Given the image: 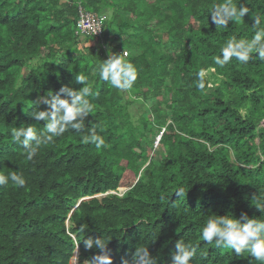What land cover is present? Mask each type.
I'll return each mask as SVG.
<instances>
[{"label":"trees","instance_id":"1","mask_svg":"<svg viewBox=\"0 0 264 264\" xmlns=\"http://www.w3.org/2000/svg\"><path fill=\"white\" fill-rule=\"evenodd\" d=\"M218 2L0 0V174L26 178L0 186V264H70L76 246L79 264H93L99 250H86L88 237L109 240L112 264L139 245L170 264L177 239L197 246L191 264H249L200 232L211 215L264 218L254 206L264 197V60L214 61L229 39L251 40L255 17L264 28V0H245L250 12L227 27L211 22ZM79 7L103 16L98 38L76 34ZM111 54L134 66L130 89L99 78ZM63 85L89 87L93 112L29 161L11 129L42 131L28 106ZM92 130L100 148L85 142Z\"/></svg>","mask_w":264,"mask_h":264},{"label":"clouds","instance_id":"2","mask_svg":"<svg viewBox=\"0 0 264 264\" xmlns=\"http://www.w3.org/2000/svg\"><path fill=\"white\" fill-rule=\"evenodd\" d=\"M249 12L250 10L245 0H222V2L213 5L210 10V18L214 25L227 27L229 23L241 22ZM100 16L102 17L103 26V16ZM261 22L259 16L253 19L257 29L251 40H238L233 37L226 41L220 49V55L214 57L215 63L223 67L233 58L241 63H247L253 54L264 60V28L259 27ZM98 71L99 78L110 83L117 90L130 89L136 79L134 66L123 61L116 54H111L106 60H103L98 67ZM197 76L200 81L197 86L203 89V71H200ZM75 82L82 85L87 83L81 75H76ZM89 95H91L90 88L84 86L75 88L63 85L57 92L49 89L45 94L34 100L33 105L28 106V108L34 107V110L28 112V114L36 122H43V130H39L32 124L14 127L11 129L13 142L23 148L24 154L29 161L33 160L41 147L52 143L55 138L61 137L70 129L80 130L83 127L84 121L89 114H92L94 109L93 104L87 99ZM40 105H46V107L41 109ZM28 108L24 110L27 112ZM158 140L159 136H157L156 142ZM85 142L94 143L97 148L104 144V140L96 134L95 130L91 131L90 137L85 138ZM9 183L14 187H23L26 184V178L22 173L15 171L6 175L0 174V186ZM124 188H118L115 191L92 197L100 198L110 193L122 196L127 191V188L120 195L118 190ZM175 194L177 197H181L184 195V190L182 188L178 189ZM92 197L83 199L87 200ZM252 198L257 199L255 195ZM254 206L262 213L260 216L264 217V197H261L260 202L254 204ZM200 237L207 245L215 248H227L237 257H242L247 253L251 260L258 262V264H264V218H257L254 215L250 217L247 213H242L239 217L234 215H211L203 225ZM108 242L109 240L104 237H88L84 240L86 250H99L92 259L93 264H112V257L105 251ZM196 255L197 246H193L183 239H177L170 252V264H191ZM77 260L78 246L75 247L70 264L71 261L76 264ZM251 260L249 264H251ZM123 264H158V260L150 252L148 245H139L132 252L131 258L125 259Z\"/></svg>","mask_w":264,"mask_h":264},{"label":"built area","instance_id":"3","mask_svg":"<svg viewBox=\"0 0 264 264\" xmlns=\"http://www.w3.org/2000/svg\"><path fill=\"white\" fill-rule=\"evenodd\" d=\"M102 28V17L100 15L89 13L79 8L76 33L97 38L101 35ZM122 56L126 57L127 52L123 51Z\"/></svg>","mask_w":264,"mask_h":264},{"label":"rangeland","instance_id":"4","mask_svg":"<svg viewBox=\"0 0 264 264\" xmlns=\"http://www.w3.org/2000/svg\"><path fill=\"white\" fill-rule=\"evenodd\" d=\"M103 22H104V20H103ZM89 44H93V43H89ZM206 75L209 77V73H206ZM129 110L133 113V114H138L139 113V110H138V106H137V104L135 103L132 107L130 106V108H129ZM148 130H149V127H146V129L144 130L145 131V133L147 134V136H149V133H148ZM156 136H154V139H155V141H154V146L156 147V139L157 138H155ZM149 138H151V136L149 137ZM157 148V147H156ZM158 149V148H157ZM156 149V150H157ZM126 188H124V189H120V190H118V194L120 195L122 192H123V190H125ZM67 223V222H66ZM65 223V224H66ZM68 225V224H67ZM66 225V226H67ZM75 257V256H74ZM75 264V262L74 261H71V264ZM76 264H79V262H78V260L76 261ZM84 264H87V262H84Z\"/></svg>","mask_w":264,"mask_h":264}]
</instances>
